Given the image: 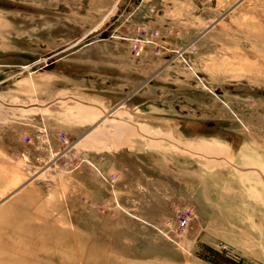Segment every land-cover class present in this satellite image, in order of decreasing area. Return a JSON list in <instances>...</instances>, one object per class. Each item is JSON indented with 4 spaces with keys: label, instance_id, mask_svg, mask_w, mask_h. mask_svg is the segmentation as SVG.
Masks as SVG:
<instances>
[{
    "label": "rangeland",
    "instance_id": "1",
    "mask_svg": "<svg viewBox=\"0 0 264 264\" xmlns=\"http://www.w3.org/2000/svg\"><path fill=\"white\" fill-rule=\"evenodd\" d=\"M33 86L138 87L161 121L111 154L60 140L0 189V264H264V0H0V99Z\"/></svg>",
    "mask_w": 264,
    "mask_h": 264
},
{
    "label": "crops",
    "instance_id": "2",
    "mask_svg": "<svg viewBox=\"0 0 264 264\" xmlns=\"http://www.w3.org/2000/svg\"><path fill=\"white\" fill-rule=\"evenodd\" d=\"M164 53L162 51L156 56L155 63H163L160 61L165 59L162 56ZM166 67L162 65L161 71ZM137 84L141 86L142 83ZM137 88L133 93V102L128 98L116 105L109 97L87 92L78 94L77 90L67 91L63 87H58L55 93L47 96L44 88L39 90L38 86H33L27 91L20 90L21 95L0 99V189L16 188V184L27 177L31 163L40 164L46 155L52 157L58 154L64 148L60 140L66 142L70 138L75 140L72 145L97 146L99 150L107 149V153L111 154L140 138L143 131L151 138L154 126L161 118L150 110H142V101L135 98L139 91ZM178 136L189 138L178 131L173 132L171 137L166 136V139H177ZM229 176L226 172L221 177L220 187L223 189L233 187ZM227 196L219 198L223 200L222 204L236 203L228 191ZM156 258L160 259V264L168 261L163 252ZM200 261L192 257L186 264H200Z\"/></svg>",
    "mask_w": 264,
    "mask_h": 264
},
{
    "label": "built area",
    "instance_id": "3",
    "mask_svg": "<svg viewBox=\"0 0 264 264\" xmlns=\"http://www.w3.org/2000/svg\"><path fill=\"white\" fill-rule=\"evenodd\" d=\"M137 30L140 32L138 36L132 37L130 39L131 44L130 48L132 51V54L135 56H139L142 54V51L144 50L146 45H153L156 48V52L158 50L159 44L156 41V38L159 34V31L157 28L149 29L146 24H137ZM187 209L180 210V224L186 225L188 220V215L186 214Z\"/></svg>",
    "mask_w": 264,
    "mask_h": 264
}]
</instances>
